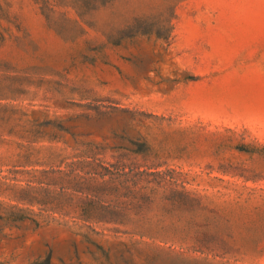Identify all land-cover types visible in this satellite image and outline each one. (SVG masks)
Listing matches in <instances>:
<instances>
[{
	"label": "rangeland",
	"instance_id": "374dc122",
	"mask_svg": "<svg viewBox=\"0 0 264 264\" xmlns=\"http://www.w3.org/2000/svg\"><path fill=\"white\" fill-rule=\"evenodd\" d=\"M0 264H264V0H0Z\"/></svg>",
	"mask_w": 264,
	"mask_h": 264
}]
</instances>
